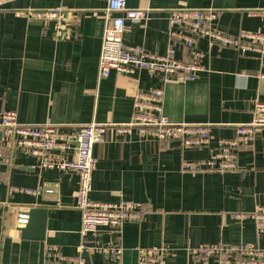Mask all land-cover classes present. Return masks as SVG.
<instances>
[{"label": "crops", "instance_id": "0c3cea01", "mask_svg": "<svg viewBox=\"0 0 264 264\" xmlns=\"http://www.w3.org/2000/svg\"><path fill=\"white\" fill-rule=\"evenodd\" d=\"M106 3L0 0V113L14 111L19 124L54 125L62 133L92 122L107 126L105 142L93 147L97 166L89 199L101 204L124 199L140 207L141 219L125 223L120 234L100 228L88 236L81 256L90 264H137L140 249L164 248L159 264H220L194 259L189 249L245 244L264 250V233L249 217L264 214V129L239 149L235 171L182 169L183 162L207 160L217 141L233 138L237 125L252 120L254 104L264 103L260 55L199 38L194 46L199 71L185 83H164L144 70L99 79ZM126 7L145 10L149 18L127 21L122 41L157 55L169 46L171 10H215V27L231 36L264 33V0H126ZM57 9L62 17L28 15ZM176 52L177 60L192 61L187 49L177 46ZM158 88L164 90L162 112L171 123L209 127L208 147L184 149L177 141L116 133L117 125L132 120L135 94ZM0 132V264H59L60 257H77L78 175L39 168L17 149L3 161ZM31 208L47 212L43 241L22 239L15 226L19 213ZM111 245L122 249L118 260L99 252Z\"/></svg>", "mask_w": 264, "mask_h": 264}, {"label": "built area", "instance_id": "2783aa9c", "mask_svg": "<svg viewBox=\"0 0 264 264\" xmlns=\"http://www.w3.org/2000/svg\"><path fill=\"white\" fill-rule=\"evenodd\" d=\"M60 9L45 12H29L31 20H49L62 17ZM149 14L145 10H133L126 7V0H107L104 9V29L101 53L99 57L98 77L107 78L111 72L133 75L137 71H147L162 77L164 83H185L193 79L199 71L200 54L194 49L196 40L207 39L218 48H233L240 54H258L264 63V33L241 32L231 36L218 30L214 23L218 13L212 9H179L168 13L169 46L165 55L148 52L141 47H130L122 41L127 21L140 23L146 21ZM177 46L190 52L192 61L181 62L176 58ZM264 79V73L260 74ZM163 88L149 92H137L133 102L132 120L125 125H117L116 133L129 135L132 131L139 136L150 137L158 142L177 141L184 149L208 147L211 143L207 125L174 124L162 112ZM252 120L235 127L234 137L219 139L217 145L205 161L183 162L185 171L209 170L219 173L237 169L238 151L251 144L257 133L264 129V103L256 102L252 111ZM0 130L4 137L3 161L13 150L38 161V167L56 170L60 173L75 172L78 175L76 194L77 209L81 213L79 236L81 243L79 255L75 258H59V264H90L81 256L86 250V239L95 235L100 228H109L116 234L121 233L125 223L138 222L141 219L139 204L120 199L116 203L101 204L92 202L89 195L92 190V173L97 166L93 147L105 142L107 126L92 122L62 133L54 125L31 126L17 121L14 111L0 113ZM36 193L38 191H26ZM28 211L19 213L16 228H24L28 220ZM241 218L248 215H240ZM255 220L257 230L264 233V214L250 215ZM108 259L118 260L122 249L116 245L99 249ZM166 254L164 248L140 249L137 264H159ZM192 258L200 261L214 259L220 264H264V250L250 245H200L189 249Z\"/></svg>", "mask_w": 264, "mask_h": 264}, {"label": "water", "instance_id": "95a60500", "mask_svg": "<svg viewBox=\"0 0 264 264\" xmlns=\"http://www.w3.org/2000/svg\"><path fill=\"white\" fill-rule=\"evenodd\" d=\"M27 214L28 220L25 227L18 229L20 237L24 240L43 241L47 212L44 209L31 208Z\"/></svg>", "mask_w": 264, "mask_h": 264}]
</instances>
